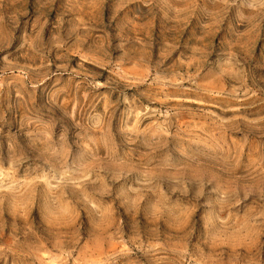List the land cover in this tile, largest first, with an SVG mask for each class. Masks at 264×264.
Wrapping results in <instances>:
<instances>
[{"label":"rangeland","instance_id":"1","mask_svg":"<svg viewBox=\"0 0 264 264\" xmlns=\"http://www.w3.org/2000/svg\"><path fill=\"white\" fill-rule=\"evenodd\" d=\"M0 264H264V0H0Z\"/></svg>","mask_w":264,"mask_h":264}]
</instances>
